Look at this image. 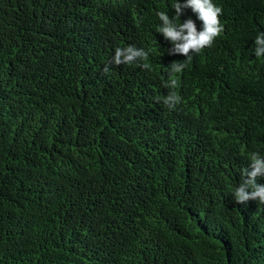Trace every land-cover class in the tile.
<instances>
[{"label":"trees","instance_id":"1","mask_svg":"<svg viewBox=\"0 0 264 264\" xmlns=\"http://www.w3.org/2000/svg\"><path fill=\"white\" fill-rule=\"evenodd\" d=\"M212 2L170 89L174 0H0V264H264V205L232 195L264 156V0ZM129 45L150 67L103 75Z\"/></svg>","mask_w":264,"mask_h":264},{"label":"clouds","instance_id":"2","mask_svg":"<svg viewBox=\"0 0 264 264\" xmlns=\"http://www.w3.org/2000/svg\"><path fill=\"white\" fill-rule=\"evenodd\" d=\"M172 9L175 16L171 19L164 11L157 12L156 15L161 22L157 32L172 45L168 54L185 57L183 62H172L166 69L169 73V83L165 87L175 89L177 87L175 75L182 73L194 56L201 54L204 49L212 47L216 38L224 32V24L220 19L223 10L212 0H186L183 4L174 0ZM185 9H191L196 19L201 22L199 30L191 18L186 19L183 23L179 22ZM254 44V55L256 57L264 56V32L256 36ZM149 54V51L134 45L117 47L114 55L104 65L102 74L109 75L113 67L121 65H135L148 69L150 67ZM154 99L156 102L162 100V103L172 110L181 103L182 98L175 91H170L163 98L155 97ZM261 177H264V156L254 152L250 155L248 166L241 170V182L232 193L237 204L257 201L264 205V184L257 183Z\"/></svg>","mask_w":264,"mask_h":264}]
</instances>
